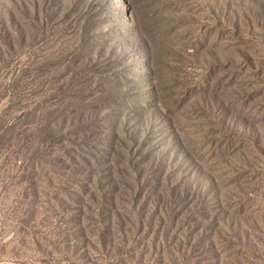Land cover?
<instances>
[{
	"label": "rangeland",
	"instance_id": "374dc122",
	"mask_svg": "<svg viewBox=\"0 0 264 264\" xmlns=\"http://www.w3.org/2000/svg\"><path fill=\"white\" fill-rule=\"evenodd\" d=\"M0 264H264V0H0Z\"/></svg>",
	"mask_w": 264,
	"mask_h": 264
}]
</instances>
